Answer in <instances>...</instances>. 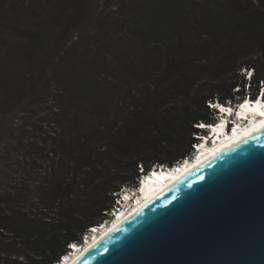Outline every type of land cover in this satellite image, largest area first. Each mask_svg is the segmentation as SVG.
<instances>
[{
	"label": "trees",
	"instance_id": "16d2710c",
	"mask_svg": "<svg viewBox=\"0 0 264 264\" xmlns=\"http://www.w3.org/2000/svg\"><path fill=\"white\" fill-rule=\"evenodd\" d=\"M262 82L264 0H0V113L42 104L46 166L37 192H0V264L60 262L139 164L189 156L208 101Z\"/></svg>",
	"mask_w": 264,
	"mask_h": 264
},
{
	"label": "water",
	"instance_id": "95a60500",
	"mask_svg": "<svg viewBox=\"0 0 264 264\" xmlns=\"http://www.w3.org/2000/svg\"><path fill=\"white\" fill-rule=\"evenodd\" d=\"M72 264H264V127L171 182Z\"/></svg>",
	"mask_w": 264,
	"mask_h": 264
},
{
	"label": "rangeland",
	"instance_id": "374dc122",
	"mask_svg": "<svg viewBox=\"0 0 264 264\" xmlns=\"http://www.w3.org/2000/svg\"><path fill=\"white\" fill-rule=\"evenodd\" d=\"M245 73L241 72L244 81L250 78V74ZM44 116L42 104L32 100L8 114L0 113V192H37L44 175L38 166L43 164L46 168L35 153Z\"/></svg>",
	"mask_w": 264,
	"mask_h": 264
},
{
	"label": "bare ground",
	"instance_id": "6f19581e",
	"mask_svg": "<svg viewBox=\"0 0 264 264\" xmlns=\"http://www.w3.org/2000/svg\"><path fill=\"white\" fill-rule=\"evenodd\" d=\"M254 102H258V100H254ZM242 113L254 117V122L245 125L246 127L244 126L238 127L237 130H234L230 134H225L223 132L224 129L223 123L219 126H214L212 133L214 137L215 136L217 137L216 138L217 140H215L216 142H214V144L211 143V145H209L208 143V146L205 144L199 146L197 152L198 157L194 156L193 158H189L184 165L182 162L180 164H177L176 165L177 168L174 170L171 171L167 169H163L161 171L156 170L153 175H151L147 180H144V182L142 183L141 192L136 193L139 195L143 193L144 197L139 198V201L135 206H132L127 211H125L124 209L121 210L120 216H118L117 219H115V221L112 224L111 222L107 223L105 227L102 229V231L100 230L96 231L93 240L90 239L88 243H86L84 246L79 247L80 244H78L70 248V252L72 253L69 254L68 252L65 255L67 257L64 259L63 263L60 261L59 264H72V262L75 259H77L85 249L92 246L102 236L108 233L113 227L123 222L126 218H128V216L136 212L140 207H142L144 204H146L151 199H153L158 194H160L162 191H164L171 184V182L180 178L182 175L190 172L198 165L210 159L212 156L222 152L223 150L236 144L246 136H249L250 134L264 127V120L258 122L256 120V118H258V116L262 114V111H259L258 109H254L252 104L250 107L248 104H245ZM125 192H128V196H129V194H131L132 191L127 189Z\"/></svg>",
	"mask_w": 264,
	"mask_h": 264
},
{
	"label": "built area",
	"instance_id": "2783aa9c",
	"mask_svg": "<svg viewBox=\"0 0 264 264\" xmlns=\"http://www.w3.org/2000/svg\"><path fill=\"white\" fill-rule=\"evenodd\" d=\"M251 72L252 70H250V75H251ZM262 88H264V84L262 82ZM233 103L232 102H229L228 105L231 106ZM194 149H193V154H196L198 152V144L195 143L193 145ZM182 161V160H181ZM139 176H138V184H141L144 182V180H147L151 175L149 174L150 170H153V173H155L156 170H163V169H168L170 166L166 165V164H159V163H155L153 164V166L150 168V169H147L145 168L142 164H139ZM131 187V186H130ZM130 187H124L125 189H128ZM139 201V199L135 200V202L133 204H130V205H127V206H118L114 209H112L111 212H109V216H108V219L106 220L107 222H104V225H100V226H96L94 230H89L87 233H85L83 235V238H82V242L81 243H76V245L80 244L79 247L81 246H84L86 243H88V241L90 239L93 240V237L95 236V233L96 231H102V229L105 227V225L107 223H110V221L112 220H115L117 219L118 216H120V211L121 210H129L132 206H135L137 204V202ZM72 252H70V247H69V254H71ZM67 256H63L61 258V262L63 263L64 259L66 258Z\"/></svg>",
	"mask_w": 264,
	"mask_h": 264
},
{
	"label": "clouds",
	"instance_id": "9594fccd",
	"mask_svg": "<svg viewBox=\"0 0 264 264\" xmlns=\"http://www.w3.org/2000/svg\"><path fill=\"white\" fill-rule=\"evenodd\" d=\"M248 71H250V70H247L246 73H247ZM246 73H245V74H246ZM249 74H250V73H249ZM247 79H248V78H247ZM249 79H250V78H249ZM239 101H240V100H239ZM239 101H238V102H239ZM238 102L233 103V104L231 105V107H232L234 104L238 103ZM216 103L219 104L220 102L216 101ZM222 104H223V103H222ZM225 105H228V103L225 104ZM221 109H222V108H221ZM222 111H225V109H222ZM189 158H191V157L188 156L187 159H186V161H187ZM181 162H182V161H179V162H177L176 164H180ZM176 164H175V165H176ZM129 205H130V204H129ZM108 216H109V215H108ZM71 244H72V243H71ZM60 261H61V260H60ZM55 264H56V263H55ZM57 264H59V262H58Z\"/></svg>",
	"mask_w": 264,
	"mask_h": 264
}]
</instances>
